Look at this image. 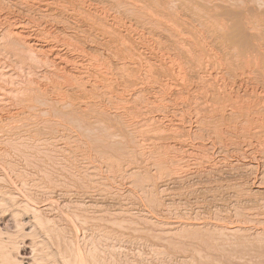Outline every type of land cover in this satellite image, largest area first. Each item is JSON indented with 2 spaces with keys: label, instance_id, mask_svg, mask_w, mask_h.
Listing matches in <instances>:
<instances>
[{
  "label": "rangeland",
  "instance_id": "rangeland-1",
  "mask_svg": "<svg viewBox=\"0 0 264 264\" xmlns=\"http://www.w3.org/2000/svg\"><path fill=\"white\" fill-rule=\"evenodd\" d=\"M3 1L8 2L4 3ZM28 1L23 0L25 6L28 7L25 8V6H21L23 5V3H20L22 2L20 0H17V2L16 0H0L2 4L0 5V20L3 23L2 24L0 22V24H2V26L0 25V27H2L0 28V35H2L6 31L15 30L16 25L13 24V20L15 21L16 19L24 23V30L27 29L26 32L28 31L31 33H28V35L30 34L32 38H36L37 35V40L33 39V42H38L40 43V45L45 43V46L40 47L42 49L39 48L41 51L44 49V51L40 53L42 55L39 54L41 58H39L41 60L39 64L41 63V65L38 64V67H36V65L30 66L31 68H29L32 69L30 74L32 72H35L34 74H36V72H39V75H41H38V77L40 78H38L37 75H30V82L33 83H30L31 85L29 87L33 86V90H35V86L37 84V86H39H36V92L34 91L36 95L35 93L33 94V90H31L32 97L34 95L37 96L38 94H40L39 96H41L42 94L41 97L43 98L46 96L44 98L46 99L50 94H52V92L53 94L50 95L51 98L49 97L47 99L48 101L41 102L40 100V103L38 102L39 100L34 101L33 104L35 103V106L33 105L34 108H31L30 111H28L31 112L29 114L27 113L28 108L25 109L18 104L17 106H15L16 102L15 105L11 104L14 106V110L11 105H7L5 107L7 109H3H9L10 112L8 111L6 114V111L3 110L4 115L2 114V118L5 120L2 119L3 121L1 120V123L2 125H4V123H6L7 121L6 119H8V116H10V114H12L11 118L21 115L19 116V118H22H17L18 121L15 118L13 119L16 120V124L18 125L23 123L21 124L22 126L19 125V129L27 126L26 128H23V130H27L29 127V129L27 130L28 134L26 133V130H15L14 132L21 131V134L20 132L17 134L21 135V137L23 136V134L24 136H29L27 137L28 141L24 140V142L26 141L29 144L31 143L29 147L33 148L30 149L28 147L29 149L27 148V151L37 149V143H40L38 145L40 147V152L41 150H43L44 152V149H47L48 147L51 149V151L55 150L53 152L48 150L49 152L44 153H46L47 155L50 154L49 156H52L53 160L56 161L54 162V164H52L53 162L49 160L47 161L48 156L46 157V155L42 152L45 155L44 158V155L40 154L39 149L37 151L35 150V152H37L36 154L32 150L30 151V156L32 154V156L35 155V157H30V159L32 158L31 161L33 162L34 160H36L34 161V164L36 162L38 163H36V166L40 165L39 160L41 161V164L42 161H44L43 164L45 165H41L39 167L41 169L40 170L36 166L33 167V165H31L33 163L31 162L29 165V169L27 168V165V167L23 169V167H25V164L23 160H20V158L22 159L23 157L19 156L20 158H18L17 154V157L14 154H11L10 158L13 159L11 160L9 157H6V159L8 158V161H5V159L3 160L0 156V160L2 159L3 161H5H0L1 166L2 163H9L11 161L9 163L10 165L4 164V166L7 167V170L4 171L6 168L3 166L4 170L3 167L2 170L4 172L0 171L2 173L1 175L4 174V176L6 177L7 171L8 174L9 172L12 173L13 171L12 175L9 174L8 176L10 177V180L13 177L14 181V183L11 182L8 184L7 182L10 181H8L9 179L6 177V180L3 179L2 181L0 179V182L2 181L1 183H3H0V185L5 189H8L10 185H13L11 189L16 188V190L19 189V191H21V189L25 191L28 188H31L28 189L29 191L27 190V192H25L28 194L33 190L32 192H34V194L32 192L31 193L37 200L34 201V204L39 207H41L42 204H45L46 201L48 202L49 200L51 204L56 201L55 203H58L59 208L62 204V210L58 208L57 204H52L53 206L51 207L53 209L50 207L51 209L48 210H51V214L49 212L50 215L54 214L55 216H58V220H56L57 218H55L57 223L52 225L55 222V220H53L54 222L52 221L51 224L49 222V224H45V227L43 229L41 228L43 231L45 230L44 232L46 233H44L43 235L42 231L41 237H49L48 241H50L51 238V241L53 242L54 239L56 240L57 236L58 241L54 240V242H58L57 244L61 242L59 246L62 247V245H64L67 248L65 249L67 250V256L70 254V252L72 253L71 255H69L70 257L68 256L67 259L66 254H64V246L62 248L56 247L57 245L53 247L52 245H54V242L53 244H50L49 242V246H52H50V249H53L55 251L56 248L58 250L61 248L60 250L62 251L64 258L62 257V253L60 251L58 252L59 254H61L60 256L62 258H60L64 259V262L62 260L60 261V258L57 256V260L59 261V263L63 264L65 263V260H67L66 263H68L70 259L68 264H75L74 260H71L73 258V254L74 257L75 254H78V256L82 257L85 252L91 251L93 253L90 252V255L92 254L94 256L95 253L96 256L94 257L95 259H98V261H100V263L98 262L99 264H102L103 262L105 264H107L108 262L110 264H264V241H262L264 239H260L264 236L262 234L264 233V0H261L260 3V0H68V2H70L72 6L67 2V0H60V2L58 0V3H56L55 6H53V3H55V1L57 0H42L45 3L40 0ZM71 1L74 2L72 3ZM15 2L16 5H14ZM49 2H52V4L50 5V7H46L45 5H48ZM8 3L12 6H16L18 9H16V7L15 9L10 7L11 5L8 6ZM28 3H30L31 5H29ZM261 3H263V5H261ZM57 4H59L60 6ZM32 6H35L36 10L33 9ZM5 7H10V9H12L11 11L13 12H11L9 8L7 9L9 11L8 12ZM60 7H65L63 8L65 11L62 8L60 9ZM72 7H75V9H73ZM21 8L23 11L29 10L28 12L31 15L33 14L34 16L26 17L31 15L27 11L25 13H20L22 12ZM54 8L56 9V12ZM72 9L75 12H72ZM76 10L78 11L77 14ZM45 11L46 13H44ZM51 11L54 13H52ZM41 13L44 14L42 15ZM21 14L23 17L21 16ZM53 14H57L56 20H54L55 15L53 16ZM36 15L42 16H37V19L33 18ZM49 15L53 16V19H51ZM44 16H46L47 22L44 21ZM8 17H10L11 19H9ZM39 17L40 20L42 19V21H37L39 20ZM31 19L36 22H32ZM25 21L27 22L26 25ZM8 22H10L11 27L7 29L8 25L6 26V24H9ZM75 22L77 24H75ZM50 23H52V26L50 25ZM43 25L45 26L40 27ZM4 27L6 28V31ZM46 28H48L47 30L50 29V32L47 31ZM73 29L77 30L72 32ZM45 31L49 32L50 34H47V32ZM74 32L75 36H73ZM39 33H41L42 35ZM43 33H45V36L47 35L46 39L49 37L50 40L48 38V40H46L45 42ZM68 34L71 35H69L71 37V40L69 39ZM39 36L42 37L40 38ZM55 37L57 38V40H55ZM51 38L54 39L52 40ZM65 38H67V42L65 41ZM68 40L71 43H68ZM76 41L79 45L75 44ZM65 42L67 45H65ZM57 43H60L61 45H57ZM55 44L56 46L52 47V45L54 46ZM2 45H4V42ZM47 45L49 46L48 48H50L48 50L45 49ZM71 45L72 47H70ZM75 45L76 47L74 50L73 46ZM1 48L4 49L3 46ZM83 48L85 51L84 53H82ZM63 49L65 50L62 51ZM79 49L81 52L79 51ZM1 50L2 49H0V53H3H1L3 57L0 54V60L3 61L6 58V54L8 55V53L5 50ZM4 51L6 53H4ZM45 51H48V53L46 54ZM56 51L60 54H58ZM66 51L69 53H67ZM54 53L57 54V56L59 55V58L54 55ZM85 53L86 55H84ZM51 54H53L54 56ZM68 55H70V57ZM63 56L64 58H66L64 59ZM11 57H13L11 58V60H15L16 58L14 55H11ZM62 58L64 59V61ZM67 58H70L68 60L69 63L67 61ZM51 59L55 61L51 62ZM5 60H7L8 62L7 58ZM48 61L51 63L48 64L49 67L45 65L48 63ZM59 62L61 66L62 64L64 65L60 67ZM43 63H45V66L43 65ZM76 63L78 65H76ZM16 64L18 70L21 71L18 61L15 63V67ZM81 64L84 65L80 66ZM8 65L9 66L5 64V66H7L5 67V70L14 73L16 70V73H20L17 70V67L15 68L14 66H10V64ZM50 66L51 68L57 67V70L61 71L57 72L55 70L56 68L51 69ZM71 67L76 70H73ZM39 68L41 70H39ZM34 69L36 70L34 71ZM45 70H50L47 73L49 78L51 77L50 79L51 81L53 80V82H51L47 76H43V74L47 75ZM70 70L72 72H70ZM62 71H64L65 74ZM68 71L70 72V74L68 73ZM52 72L54 73L52 74ZM67 73L68 75H66ZM72 73L74 76L72 75ZM86 73L90 74V76ZM77 74L82 76H79ZM91 74L95 76H92L93 78H89L91 77ZM61 75L63 80L60 78ZM42 76L45 78L44 80L41 78ZM78 76L80 77V80L77 79L79 78ZM15 77L19 79L18 77H20V74H17ZM32 77L34 80L32 79ZM58 78L60 83L58 82ZM74 79H77V81L79 80V83L75 81V84L73 81ZM89 79L93 82L92 84ZM60 80H65L67 82H65V84ZM0 82L2 87L5 85V88H7V86L8 88L10 87V84L3 83L1 79ZM61 82L63 84L60 88ZM84 82L87 85L84 84ZM34 83H36L35 86ZM81 83L84 86H82ZM46 84L50 85L49 88ZM54 84L55 88L57 87L56 90H59L58 88H60V90L67 92L64 93L62 91V95L64 93V97L62 95H59L60 90L58 91V96L56 95L58 92L54 90ZM64 84L66 87L64 86ZM14 85L16 86V84ZM69 85L74 89H72ZM90 85H93L92 87H94V89L90 90V88H92ZM95 85H98L99 87ZM79 86H82V88ZM50 87L52 88L51 90H49ZM43 88L45 90L48 89L49 92L48 90L45 91ZM63 88L67 90L65 91ZM83 88H85V90H83ZM37 89L39 91L42 89V93L41 91H37ZM72 91L73 97L76 98V100L78 99L77 101L71 97ZM82 91H84L85 94H83ZM43 92L45 93L43 94ZM46 92H48L49 94ZM86 92H89L87 94V97ZM0 93H2V90L0 91ZM80 93H82L83 95ZM89 94H91V97L89 96ZM55 96L57 98H55ZM62 98H65L66 101H62ZM70 98L72 100H69ZM84 98L86 99V101L84 100ZM79 99L83 100L79 101ZM12 100L11 102L14 101ZM51 100L54 101L52 102ZM55 102L56 104H59L57 106L61 105L62 109L65 106L64 108L67 112L71 111L69 108H71L72 110L76 109L78 112L76 113L77 115L74 113V111H71L72 113H67L69 114L67 115L65 113V109L62 110V113H64L62 114L61 108L59 107L57 109H59L60 112H57L58 110L53 109L54 107H52L56 105L54 104ZM60 102H68V104L66 103L63 106ZM42 103H44L46 107L45 105L43 106ZM75 104H77V108L74 107ZM66 105H69L68 110V106ZM91 105H93V107ZM40 106L43 108V110L45 108V110L43 111ZM71 106H73L75 109ZM78 106L81 108L85 107L87 114L84 113L85 110L83 109L85 108L81 109ZM91 107L93 111H89V114L87 110H91ZM17 108H23L24 111H20L19 109L17 110ZM94 108H96L95 111ZM80 109L81 113L83 112L82 115H80ZM18 111L19 114L17 113ZM22 111L24 112V115H27L28 117L22 115ZM36 111H39V116L37 114H35V116L32 115L34 113H37ZM47 112L48 115L46 114ZM91 112H93V115L96 114V119L93 118L95 116H91ZM41 113L43 115V119L45 118V121H51L52 125H48L49 122L47 123V121L46 123H44L45 121L42 119ZM50 113H53V119L57 118V116H60L62 119L58 117L59 119L57 118L52 121V116ZM59 113L61 114L59 115ZM73 114H75L76 117L79 115L78 118L81 119L79 120L75 118V115L73 116ZM83 114L87 121H92L91 125H89L90 121L89 123L87 121L85 122V119L82 118ZM64 115H67L68 117ZM88 115L91 116V118ZM29 118H31L30 122L28 121ZM102 119L104 122L102 121ZM19 120H21V122ZM34 120H37L38 123H41H39V127L38 123ZM59 120L61 121L59 122ZM94 120L98 121L95 122ZM66 121L69 122L66 123ZM78 121H84L82 122L83 125L87 123L86 127H82V124L76 127L75 122L78 125ZM93 121L98 126H102V124L105 125L107 123V128L106 126H100L98 128V132H96V128L98 126L94 125ZM28 122L29 124H32V127L29 124V126L27 125ZM63 122L66 126L63 124ZM71 122L72 127L68 126L69 123L71 124ZM98 122H100V124ZM33 123H35V129H33ZM54 123H58V125H55ZM24 124L26 125L23 126ZM59 124L60 127H58ZM46 125H48V128H50L51 131L46 128ZM63 125L65 127L68 126L72 133L69 129H67L68 127L65 128ZM88 125L93 127L95 126V130L93 127L87 130L86 128H90L88 127ZM41 126L45 127L44 130H40ZM74 126L76 129L73 128ZM178 126L179 128H176ZM78 127L81 129L85 128L86 131L82 130L83 133H80L81 129L77 130ZM37 128H39V132ZM60 128L63 131L60 130ZM100 128H104V131H101ZM45 129H47V131ZM42 131H45L44 133H47L44 134ZM60 131L65 133H61ZM77 131L80 132L78 133ZM88 131H92L94 134L90 136L91 138L88 136ZM29 132L31 135L29 134ZM40 132H42V135L40 134ZM84 132H86L87 135ZM195 132L197 134H195ZM32 133H34V135L37 133L35 135L36 138H34V135ZM48 133L49 136H47ZM38 134L40 135V137L38 136ZM74 134L76 137L74 136ZM79 134H81L83 138H80L81 135ZM84 134L85 136H88L89 139H87V137H84ZM95 134H98L96 135V139ZM59 135L61 139H59ZM67 135H70L71 139L72 137L74 138L71 140ZM37 136L41 140L43 136V139L45 138V141L43 140L44 142L41 141V143L39 139L38 142H34L33 140L38 139ZM65 136H67L66 142H64L65 139L62 140V138H65ZM93 136L94 139H92ZM77 137L80 138L81 141H79ZM47 138L48 140H46ZM49 139H51L52 141ZM59 140H62L63 142H60H62L63 144L65 143L64 146L62 143L58 142ZM84 140H89L87 142L88 144L89 142L91 144V142L98 143L99 141L105 146L102 145L103 147L101 146V148L100 146L94 147V150L93 146L91 148V145L89 144V146L88 144H86ZM92 140L95 141L93 142ZM67 141L68 143L70 142V145L67 143ZM33 142L35 144H33ZM71 142H74L76 145ZM79 142L80 145L77 146V143L79 144ZM48 143L50 144L48 145V147H46ZM101 143L98 144L100 145ZM121 143L123 146H118L120 148L119 149L116 145H121ZM98 144H96L95 146H97ZM2 145L3 147H6L4 143H0V147H2ZM32 145H35L36 148L34 149V146ZM73 145H75L80 150L82 155L85 150L84 155H89V158H86L87 155H85L86 157H82L81 159L80 157L82 155L80 152H78L77 148H75L77 152H70L72 151V148L70 149V146L73 147ZM110 145L111 147H109ZM55 146L56 148L60 149H63L65 146L66 147L61 150L62 152H59L60 149H55ZM79 146L83 147L80 148ZM114 146H116V149H114ZM84 147H86L87 150L84 149ZM6 148L8 149V147ZM65 149L66 151H70L63 153ZM81 149L84 150L81 151ZM117 149H119L120 151H118ZM88 151H90V154H88ZM68 153L69 155L74 154L70 155L73 157L75 156L74 160L73 157L70 158V156H67ZM37 154L40 156H38ZM36 155L37 157L43 156V158L37 160L38 158H36ZM77 155L78 157H76ZM54 156L61 157L56 159V157ZM15 157L18 159H16ZM62 157L64 160L61 159ZM84 159L86 160V163L80 162V160L84 161ZM14 160L16 161L14 162ZM17 160L20 162H17ZM57 160L58 162H60V165ZM19 163H23L21 164L22 166ZM88 163H90V166L87 165ZM11 164H14L16 166L14 170H17V173L19 168L22 169L19 170V173L21 175L22 172L24 175V172L28 170L26 172V176L28 172L31 173V175L33 173V176L30 177V174L28 175V178L30 180L25 176L23 177H25L26 179L23 178L21 175H18L19 173L17 174L13 169H11L14 165H12V167L10 168ZM46 164L50 166V169H47L48 167H45L47 166ZM61 164H63V167L61 166ZM93 165H95L96 167ZM41 167L45 168L46 173H48V170H51L49 172H53V174L57 178H51V175H49L51 173L44 175H47L45 177L46 179L43 178V174L45 171H43L42 174L41 172L43 168ZM36 168H38V170ZM80 168H82V170L85 168L88 173L91 172L93 174V179L88 176L89 174L85 171V169L83 170V174L85 171V173H87L88 175L84 174L87 177L82 176L83 174L81 173L82 171ZM89 169H91V171ZM93 169H95V172ZM73 172V178L76 180L70 177ZM34 173H38V175L36 176V174ZM4 176L2 177L4 178ZM16 176L19 177L17 178ZM75 176L77 178H75ZM32 177L36 180V182H38L37 186H35L37 184L35 182V185L34 183L32 184ZM36 177L37 179L38 177L40 179L37 180ZM78 177H83L81 178L83 179V181L80 179L79 182H77V179H79ZM84 177L87 179H85ZM22 178L24 179V181ZM33 178L32 180H34ZM58 178H62V180L60 181ZM63 178H66L65 181L63 180ZM41 179L42 181L40 182L39 180ZM67 179H71L69 183ZM85 180L89 181L88 183L90 185L92 183V185L90 186L89 184H86L87 181L85 182ZM58 181H60L63 185ZM71 181L75 184H73ZM80 181L85 182V184L82 185H89V188L88 186L87 189L85 188L86 186H82L83 188L80 187ZM19 182L24 187H21L19 185ZM24 182H26L25 185ZM63 182H67L69 187L71 184V187L73 189L71 187L70 188L72 189L73 194L76 192L78 193V195L71 194V189L67 184H64ZM27 183L30 185L32 184V187H36L37 189L32 188L31 186L27 185ZM56 183L58 184L55 185ZM5 184L7 187H5ZM59 184L61 185L60 187H62V189H60ZM15 185L17 187H15ZM26 185L29 187L23 189L27 187ZM72 185H76V188L78 189H76L75 186ZM77 185H79V187H77ZM39 186H41L42 188L39 189ZM66 186L68 187V190L65 189ZM89 189H92L91 193H89V195L91 194V197L87 194V190ZM83 190L85 193H83ZM53 191L55 192L52 194ZM57 191H59V193H57ZM69 191V196L71 198L68 196ZM80 192L81 196H86H84V200L83 198H81ZM64 193L68 194L65 195ZM53 195L56 196L53 197ZM64 195L68 196V198ZM59 196H61L60 198H62V200L59 198ZM55 198L56 200H54ZM85 198L86 200L89 198L90 199L85 201ZM63 199L66 201V205H63V203L65 202ZM76 199H78L79 201H77ZM57 200L59 202H57ZM70 200H76L77 202L73 201L71 203ZM68 203L71 204L70 207L74 206L76 208L71 207V211L69 210V208L66 209L68 207L67 205H69ZM73 203H75V205H72ZM87 203H89V205L91 204V206L94 204V207L92 206L94 210L92 209V207H89ZM82 204H84L85 207ZM76 205L78 207L80 205L81 206L79 207V209H77ZM86 207L88 209L84 216H87V218L81 215L86 211ZM56 208L58 209V211H54V209ZM72 208L74 209L73 213L75 214H71L73 211ZM75 209L77 211H80L79 215L84 217L83 219H87L89 221L86 222L85 220L81 219V217L78 218L79 215L77 214V211ZM121 209H123L124 213ZM89 210L90 212H88ZM61 212H64L65 214L69 212V217L65 216L64 213ZM120 212H122L123 214H120ZM87 213L89 215H92L91 221L90 219H88L91 218V215L88 217V215H86ZM61 214L63 216H61ZM71 215L76 216L74 218ZM93 216H96L97 218H93ZM61 217L63 218L61 219ZM72 217L74 221L77 222V225L78 223H83L84 221L87 224L85 225V223H80L77 228L76 222H73ZM68 218L71 219L75 225L71 224L72 222ZM77 218L78 220H76ZM79 219H81L82 221H80ZM259 220L261 221L260 223ZM60 221L62 223H60ZM69 221L71 222L70 224L73 225H70L72 228L69 225H66L69 224ZM198 221L200 222V224ZM89 222H92V224L90 225ZM175 222L178 223L179 226L175 224ZM179 222L183 223L181 224ZM167 223H170V225L172 223V225H174L175 227H172V225L169 226ZM56 224L60 226L61 229H59L60 231L63 230L62 232L59 231V226ZM88 224L91 227H89ZM195 224L200 226H194ZM211 224L213 225V227ZM51 225L53 226L52 228H54L55 231L51 229ZM62 225L65 226V228ZM81 225H84V227ZM165 225L169 226L167 227L168 229ZM188 225L191 227L188 228ZM47 226L49 229H45ZM74 226H76L75 230L78 229L77 231H79L78 235L74 233ZM87 226L90 229H88ZM214 226L217 227L214 228ZM231 226L232 228H234V230H232L230 233L228 227ZM245 227H247L248 231L242 230ZM13 228V231L10 230L11 233L10 231H8L7 233L8 235H11L12 239L5 232L3 233L4 235L2 234V237L0 235L2 240L6 237L5 234L7 235L6 239L8 238L7 240H3L4 243L2 244L3 246L0 245V251H3V247L4 251L10 249L12 250L11 252L14 251V253H16L15 251L18 250V248H12L11 244H13L14 242V247L18 242L19 245H17L20 246L22 241H20V239H22L20 237L22 236H20V233L16 232L18 228H14L15 230ZM56 228L58 229V231ZM68 228H70L69 231ZM224 228H227L229 232L227 230V232H225V230H223ZM238 228L239 231L236 232ZM82 229L85 230L82 231ZM249 230L253 231L250 232ZM14 231L15 233H13ZM70 231L73 233H70ZM85 231H87L88 234H85L87 233ZM254 231L256 233V237L257 235H259V239L255 238V236L253 237V235L255 234ZM52 232H54L53 235H51ZM59 232L61 235L60 237L63 238V236L66 235L64 237L65 239H67L65 240L63 238V240L62 238H59ZM63 232H68V235L64 234ZM14 234L15 236H13ZM39 235L40 234L28 237L36 244V242L39 241ZM69 237L77 238L76 240L75 238L74 240L72 238V241L70 239L71 243L75 241V244L72 243L73 246L78 245V247L74 248V251L76 249L77 253L72 252V246L69 247L70 241H67ZM16 238H18V241ZM9 240L12 242L10 244L11 246L9 245ZM65 241L68 242V244H66ZM6 245L10 246V248L6 249ZM17 245L15 247H18ZM44 249L43 251L47 250V248ZM79 249L83 250H81L82 253L78 252L80 251ZM58 252L56 253L57 255H59ZM79 253L83 255H79ZM86 254L85 257L88 256L87 259H89L90 255ZM92 255L90 257L91 261L94 258ZM85 257L83 259V263L86 260L84 264H87V259ZM90 259L88 260V262L91 264ZM71 261H73V263ZM96 261H92L94 262L92 264H96ZM105 261H107V263Z\"/></svg>",
  "mask_w": 264,
  "mask_h": 264
},
{
  "label": "bare ground",
  "instance_id": "bare-ground-1",
  "mask_svg": "<svg viewBox=\"0 0 264 264\" xmlns=\"http://www.w3.org/2000/svg\"><path fill=\"white\" fill-rule=\"evenodd\" d=\"M13 1H15V0H13ZM20 1H22V2H20V3H23V0H20ZM25 1H26V0H25ZM27 1H28V0H27ZM31 1H32V0H31ZM31 1H30V3H31ZM34 1H35V0H34ZM37 1H38V0H37ZM40 1H42V0H40ZM51 1H52V0H51ZM54 1H55V0H54ZM262 1H263V0H262ZM3 2H4V1H3ZM7 2H8V1H5L4 3H7ZM10 2H11V1H10ZM10 2H9V3H10ZM16 2H17V0H16ZM16 2H15L14 5H16ZM28 2H29V1H28ZM42 2H44V1H42ZM59 2H60V0H59ZM67 2H68V0H67ZM71 2H72V1H71ZM73 2H74V1H73ZM73 2H72V3H73ZM260 2H261V0L259 1V3H260ZM263 2H264V1H263ZM9 3H8V6L11 5V4H9ZM30 3H28V4L31 5ZM34 3H35V2H34ZM36 3H37V2H36ZM38 3H39V2H38ZM44 3H45V2H44ZM44 3H43V4H44ZM56 3H58V0L55 1V3H53V4H54L53 6H55ZM68 3H70V2H68ZM68 3H67V4H68ZM18 4H19V1H18ZM47 4H48V3H47ZM51 4H52V2H49V4H48V5H45V6H46V7H48V6L50 7ZM60 4H61V3H60ZM63 4H64V3H63ZM63 4H62V5H63ZM0 5H2L1 2H0ZM3 5H4V4H3ZM14 5H13V6H14ZM26 5H27V4H26ZM29 5H28V6H29ZM34 5H35V4H34ZM57 5H59V4H57ZM70 5H71V3H70ZM261 5H263V3H261ZM5 6H7V5H5ZM13 6L11 5L10 7H12V8L15 9L16 6H14V7H13ZM21 6H25V4L23 3V5H21ZM21 6H19V7H21ZM59 6H60V5H59ZM63 6H64V5H63ZM71 6H72V5H71ZM71 6H70V7H71ZM10 7H5V8H6V10H7L8 8L10 9ZM29 7H30V6H29ZM32 7H33V9H35V6H32ZM41 7H42V6H41ZM65 7H66V6H65ZM65 7H63V8H65ZM263 7H264V5H263ZM3 8H4V6H3ZM25 8H28V7L25 6ZM37 8H38V6H37ZM42 8H43V7H42ZM58 8H59V7H58ZM61 8H62V7H60V9H61ZM63 8H62V9H63ZM72 8L75 9V7H72ZM16 9H18V8L16 7ZM29 9H31V8H29ZM44 9H45V8H44ZM44 9H43V10H44ZM54 9H55V8H54ZM68 9H69V8H68ZM73 9H72V12L74 11ZM2 10H3V9H2ZM11 10H12V9H10V11H11ZM21 10H22V8H21ZM35 10H36V9H35ZM47 10H48V9H47ZM50 10H51V9H50ZM58 10H59V9H58ZM58 10H57V11H58ZM63 10H64V9H63ZM78 10H79V9H78ZM4 11H5V10H4ZM7 11H8V10H7ZM14 11H15V10H14ZM26 11L28 12L29 10H26ZM26 11H23V10H22V12H20V13H23V12L25 13ZM38 11H40V10H38ZM60 11H61V10H60ZM64 11H65V10H64ZM76 11H77V10H76ZM0 12H1V10H0ZM2 12H3V11H2ZM8 12H9V11H8ZM11 12H13V11H11ZM30 12H31V11H30ZM33 12H34V10H33ZM51 12H52V11H51ZM55 12H56V9H55ZM74 12H75V11H74ZM5 13H7V12H5ZM16 13H17V12H16ZM16 13H14V14H16ZM20 13H19V14H20ZM28 13H29V12H28ZM44 13H46V11H45ZM44 13H41V14L43 15ZM49 13H50V11H49ZM49 13H48V14H49ZM52 13H54V12H52ZM77 13H78V11L76 12V14H77ZM19 14H18V15H19ZM29 14H30V13H29ZM34 14H35V13H34ZM36 14H38V13H36ZM63 14H64V12H63ZM26 15H27V13H26ZM30 15H31V14H30ZM42 15H36V16L33 17V18L37 19V18H36L37 16H42ZM45 15H46V14H45ZM54 15H55V14H53V16H54ZM58 15H59V14H58ZM67 15H68V14H67ZM6 16H7V14H6ZM6 16H5V17H6ZM21 16H22V14H21ZM32 16H34V15L32 14L31 16H26V17H32ZM47 16H48V15H47ZM53 16H50V15H49V17H51V19H53ZM56 16H57V14L54 16V17H55L54 20H56V18H57ZM22 17H23V16H22ZM44 17H45V20H44V18H43V20L47 22V20H46V16H44ZM58 17H59V16H58ZM3 18H4V17H3ZM8 18L11 19L10 17H8ZM14 18H15V17H14ZM14 18H13V19H14ZM24 18H25V17H24ZM41 18H42V17H41ZM73 18H74V17H73ZM0 19H1V18H0ZM9 19H8V20H9ZM13 19H12V20H13ZM38 19H39V20H37V21H42V19L40 20V17H39ZM48 19H49V18H48ZM20 20H21V19H20ZM31 20H32V22H36V21H33V19H31ZM4 21H5V20H4ZM4 21H3V22H4ZM26 21H27V20H26ZM26 21H25V22H26ZM48 21H49V20H48ZM0 22L2 23L1 20H0ZM27 22H28V21H27ZM27 22L25 23V25L27 24ZM32 22H30V23H32ZM50 22H51V21H50ZM61 22H62V21H61ZM6 23H7V22H6ZM8 23H9V24H6V26L8 25L7 29H8L9 27H11V26H10V22H8ZM16 23H17V24H16ZM38 23H39V22H38ZM2 24H3V23H2ZM2 24H0V25L2 26ZM11 24H12V23H11ZM13 24L16 25V26H15V30H17V31H15V30L6 31V28L4 27L6 32H4L2 35H0V49H2L1 51L5 50V51L8 53V55L6 54V58L8 59V62H9V63H8L7 60H5L6 58H5L4 60L2 59L3 61L0 60V61L2 62V63L0 62V63H1V64H0V69H2V70H0V79H1V81H3V83H5V84L8 83V84H10V87H9V88H8V86H7V88H5V86H6L5 84H4L5 86H3V87H2V85L0 84V88H1V90H2V93H0V123H1V120L3 119V118H2L3 110L6 111V114H7V112L9 111V109H8V110H5V109H7V108H5L7 105H11V104H14V105H15V102H16V105H15V106H17V104H18V105H20L21 107H24L25 109L28 108L27 113L29 114V113H31V112H28V111H30V109H31V108H34V106H35V105H34L35 103L33 104L34 101H38V100H39V101H38L39 103H40V100H41V102L48 101L47 99L50 97V95L53 94V92H52V94H50L46 99H44L46 96L42 98V97H41L42 94H41V96H39L40 94H38L37 96H35V95H36V93H35L36 91H35V90H36V86H37L38 84L36 85V83H34V86L36 85V86H35V90H33V86L29 87V86L33 83V82H32V83L30 82V79H29V78H30L31 76H33V75H37V77H38V75H39V72H38V73L36 72V74H34L35 72H32V73L30 74V72H31L32 69H29V68H31L30 66H36V65H37L36 67H38L39 65H41V63L39 64V62H41V60H40L41 58H40L39 54H40L41 52H43L44 49L41 51L40 49H42V48H40V47L45 46V43L43 42L44 44H41V45H40V43H38V42H33V39L37 40V39H36V38H37V35H36V38H35V37L32 38V37L30 36L31 33L28 32V31L26 32L27 29L24 30V26H23L24 23H22L21 21L15 19V21L13 20ZM13 24H12V25H13ZM28 24H29V23H28ZM32 24H34V23H32ZM40 24H43V23H40ZM40 24H39V25H40ZM51 24H52V23H50V25H51ZM75 24H77V23L75 22ZM4 25H5V24H4ZM36 25H37V24H36ZM36 25H35V26H36ZM47 25H48V24H47ZM53 25H54V24H53ZM28 26H29V25H28ZM28 26H26V27H28ZM44 26H45V25L40 26V27H44ZM48 26H49V25H48ZM51 26H52V25H51ZM51 26H50V27H51ZM40 27H39V28H40ZM0 28H2V27H0ZM56 28H59V27H56ZM35 29H36V28H35ZM43 29H44V28H43ZM47 29H48V28H46V30H47ZM3 30H4V29H3ZM3 30H2V31H3ZM31 30H32V29H31ZM33 30H34V29H33ZM38 30H39V29H38ZM41 30H42V29H41ZM49 30H50V29H49ZM49 30H47V31H49ZM54 30H55V29H54ZM75 30H77V29H75ZM75 30L73 29L72 32L75 31ZM36 31H37V30H36ZM36 31H35V32H36ZM47 31H45V32H47ZM55 31H56V30H55ZM49 32H50V31H49ZM49 32H47V34H48ZM57 32H58V31H57ZM61 32H62V31H61ZM76 32H77V31H76ZM28 33H30V34L28 35ZM53 33H54V32H53ZM58 33H59V32H58ZM58 33H57V34H58ZM69 33H70V32H69ZM39 34H41V33H39ZM43 34H44L43 37H45V40H44V41L46 42V40H48L49 37L46 39V36H47V35L45 36V33H43ZM49 34H50V33H49ZM51 34H52V33H51ZM61 34H64V33H61ZM66 34H67V33H66ZM41 35H42V34H41ZM59 35H60V34H59ZM59 35H58V36H59ZM69 35H70V34H68V36H69ZM72 35H73V33H72ZM48 36H49V35H48ZM56 36H57V35H56ZM61 36H63V35H61ZM70 36H71V35H70ZM70 36H69V39L71 38ZM73 36H75V32H74V35H73ZM73 36H72V37H73ZM39 37L41 38L42 36H39ZM39 37H38V38H39ZM51 37H52V35H51ZM66 37H67V35H66ZM55 38H56V37H55ZM60 38H61V37H60ZM75 38H76V37H75ZM75 38H74V39H75ZM51 39H52V38H51ZM53 39H54V38H53ZM53 39H52V40H53ZM58 39H59V37H58ZM74 39H73V40H74ZM49 40H50V38H49ZM55 40H57V38H56ZM60 40H61V39H60ZM63 40H64V39H63ZM66 40H67V38H65V41H66ZM70 40H71V39H70ZM77 40H78V39H77ZM3 42H4V45H2ZM48 42H49V41H48ZM55 42H56V41H55ZM60 42H61V41H60ZM66 42H67V41H66ZM66 42H65V45H67ZM69 42H70V41L68 40V43H69ZM72 42H73V41H72ZM41 43H42V42H41ZM49 43H50V42H49ZM63 43H64V41H63ZM70 43H71V42H70ZM73 43H74V42H73ZM5 44H6V45H5ZM58 44H60V43H57V45H58ZM75 44H78L77 41L75 42ZM60 45H61V44H60ZM63 45H64V44H63ZM63 45H62V47H63ZM69 45H70V44H69ZM78 45H79V44H78ZM2 46L4 47V49L1 48ZM55 46H56V44H55L54 46L52 45V47H55ZM8 47H9V48H8ZM48 47H49V46L47 45V47H45V49H47V50L50 49V48H48ZM64 47H65V46H64ZM68 47H69V46H68ZM70 47H72V45H71ZM73 47H74V50H75L76 45L73 46ZM39 48H40V49H39ZM58 48H59V47H58ZM79 48H80V47H79ZM81 48H82V47H81ZM51 49H53V48H51ZM54 49H55V48H54ZM60 49H61V48H60ZM67 49H68V48H67ZM77 49H78V48H77ZM77 49H76V50H77ZM64 50H65V49H63L62 51H64ZM68 50H69V49H68ZM72 50H73V49H72ZM5 51H4V53H6ZM79 51H80V49H79ZM51 52H52V51H51ZM56 52H57V51H56ZM66 52H67V51H66ZM80 52H81V51H80ZM84 52H85V51H84V48H83V49H82V53H84ZM1 53H2V52H1ZM1 53H0V54H1ZM45 53L47 54L48 51H47V52L45 51ZM49 53H50V52H49ZM57 53H58V52H57ZM67 53H69V52H67ZM75 53H76V52H75ZM2 54H3V53H2ZM2 54H1V55H2ZM58 54H60V53H58ZM71 54H72V53H71ZM11 55H14V56L16 57V58L14 57L15 60H11V58H13V57H11ZM40 55H42V54H40ZM49 55H50V54H49ZM51 55H53V54H51ZM54 55L57 56V54H55V53H54ZM54 55H53V56H54ZM84 55H86V53H85ZM84 55H83V56H84ZM43 56H44V55H43ZM45 56H46V55H45ZM53 56H52V57H53ZM58 56H59V55H58ZM58 56H57V57H58ZM61 56H62V55H61ZM61 56H60V57H61ZM64 56H65V55H64ZM64 56H63V58H64ZM68 56L70 57V55H68ZM74 56H75V55H74ZM2 57H3V55H2ZM52 57H51V58H52ZM88 57H89V56H88ZM39 58H40V59H39ZM42 58H43V57H42ZM58 58H59V57H58ZM63 58H62V59H63ZM65 58H66V57H65ZM65 58H64V59H65ZM74 58H75V57H74ZM79 58H80V57H79ZM86 58H87V57H86ZM0 59H1V58H0ZM43 59H44V58H43ZM45 59H46V57H45ZM47 59H48V58H47ZM62 59H60V60H62ZM64 59H63V61H64ZM69 59H70V58H67V61H68ZM48 60H49V59H48ZM71 60H72V59H71ZM71 60H70V62H71ZM74 60H75V59H74ZM76 60H77V59H76ZM81 60H82V59H81ZM17 61H18L19 64H20V66H19V65H18V66H19V68L21 69V71L18 70L17 64H16V67H17V70H18L20 73H18V72L16 73V70H15V73H14V72H11V71H8V70H5V67L9 66L8 64H10V66H14L15 63H16ZM42 61H43V60H42ZM44 61H45V60H44ZM46 61H47V60H46ZM54 61H55V60H54ZM54 61H53V59H51V62H54ZM58 61H59V59H58ZM65 62H66V61H65ZM7 63H8V64H7ZM49 63H50V62L48 61L47 64L43 63V65L45 64L46 66H48ZM68 63H69V61H68ZM81 63H82V62H81ZM5 64H6L7 66H5ZM38 64H39V65H38ZM50 64H51V63H50ZM57 64H58V63H57ZM65 64H66V63H65ZM72 64H73V61H72ZM74 64H75V63H74ZM79 64H80V63H79ZM1 65H2V66H1ZM43 65H42V68H43ZM45 65H44V66H45ZM55 65H56V64H55ZM63 65H64V64H62V66H63ZM70 65H71V64H70ZM70 65H69V67H70ZM76 65H78V64L76 63ZM83 65H84V64H83ZM83 65L81 64L80 66H83ZM59 66L62 67V66L60 65V62H59ZM14 67H15V66H14ZM14 67H13V68H14ZM16 67H15V68H16ZM48 67H49V66H48ZM34 68H35V67H34ZM40 68H41V67H40ZM40 68H39V70H41ZM50 68H51V66H50ZM52 68H53V69L56 68L55 70H56L57 72H58V71H61V70H57V67H52ZM52 68H51V69H52ZM64 68H65V67H64ZM64 68H63V69H64ZM71 68H72L73 70H76V69H74L73 67H71ZM75 68H77V67H75ZM78 68H79V67H78ZM3 69H4V70H3ZM8 69H9V67H8ZM36 69H38V68H36ZM36 69H34V71H35ZM45 69H46V68H45ZM58 69H59V68H58ZM69 69H70V68H69ZM79 69H80V68H79ZM79 69H78V70H79ZM82 69H83V67H82ZM12 70H13V69H12ZM27 70H30V71H27ZM42 70H43V69H42ZM64 70H65V69H64ZM84 70H85V69H84ZM45 71H46V70H45ZM49 71H50V70H49ZM49 71H46V73L49 72ZM56 71H55V72H56ZM85 71H86V70H85ZM62 72L65 74L64 71H62ZM66 72H67V71H66ZM70 72H72V71L70 70ZM70 72L68 71L69 74H70ZM82 72H83V71H82ZM88 72H89V71H88ZM42 73H43V72H42ZM44 73H45V72H44ZM46 73H45V74H46ZM53 73H54V72H52V74H53ZM68 73H67L66 75H68ZM76 73H78V72H76ZM83 73H84V72H83ZM83 73H82V74H83ZM89 73H90V72H89ZM96 73H97V72H96ZM17 74H20V77H18L19 79H17V77H15ZM64 74H62V75H64ZM74 74H75V73H74ZM86 74L90 76V74H88V73H86ZM14 75H15V76H14ZM23 75H24V76H23ZM30 75H31V76H30ZM40 75H41V74H40ZM40 75H39V76H40ZM49 75H51V74H49ZM54 75H55V74H54ZM54 75H52V76H54ZM62 75L60 76V78L63 80ZM72 75H73V73H72ZM77 75H79V74H77ZM97 75H98V74H97ZM22 76H23V77H22ZM43 76H44V77L47 76V77L49 78L48 73H47V75H44V74H43ZM43 76H42L41 78L44 80L45 78H44ZM73 76H74V75H73ZM79 76H82V75H79ZM79 76H78V77H79ZM89 76H88V77H89ZM92 76H95V75L91 74V77H89V78H93ZM34 77H35V76H34ZM38 78H40V77H38ZM50 78H51V77H50ZM50 78H49V79H50ZM56 78H57V76H56ZM65 78H67V77H65ZM73 78H76V77H73ZM85 78H86V77H85ZM85 78H84V79H85ZM95 78H96V77H95ZM103 78H104V77H103ZM32 79H33V77H32ZM46 79H47V78H46ZM67 79H69V78H67ZM70 79H71V78H70ZM77 79L80 80V77L77 78ZM77 79H74V80H73L75 84H76L75 81H77ZM84 79H83V80H84ZM33 80H34V79H33ZM37 80H38V79H37ZM55 80H57V79H55ZM62 80H60V81H62ZM65 80H66V79H65ZM65 80L62 81V82H64V83L67 82V81H65ZM79 80L77 81L78 83H79ZM85 80H86V79H85ZM95 80H96V79H95ZM35 81H36V80H35ZM35 81H34V82H35ZM50 81H51V79H50ZM70 81H71V80H70ZM87 81H88V79H87ZM87 81H86V83H87ZM89 81H90V79H89ZM93 81H94V79H93ZM51 82H53V80H52ZM54 82H55V81H54ZM58 82H59V78H58ZM62 82H61V86H60V85H56V86H60V88H61V87H62V84H63ZM80 82H81V81H80ZM90 82H91V84L93 83L92 81H90ZM90 82H88V83H90ZM96 82H97V81H96ZM0 83H1V82H0ZM3 83H2V84H3ZM30 83H31V84H30ZM37 83H38V82H37ZM42 83H43V82H42ZM46 83H47V82H46ZM59 83H60V82H59ZM72 83H73V82H72ZM78 83H77V84H78ZM82 83H83V81H82ZM82 83H81V84H82ZM86 83L84 82V84H86ZM94 83H95V82H94ZM8 84H7V85H8ZM14 84H16V86H15ZM44 84H45V82H44ZM56 84H57V83H56ZM65 84H66V83H65ZM65 84H64V86H65ZM13 85H14V86H13ZM40 85H41V84H40ZM46 85H47V84H46ZM46 85H45V86H46ZM52 85H53V84H52ZM79 85H80V84H79ZM86 85H87V84H86ZM88 85H89V84H88ZM47 86H48V88H49L50 85L48 84ZM69 86H70V85H69ZM69 86H67V87H69ZM76 86H77V85H76ZM82 86H84V85L82 84ZM82 86H79V87L82 88ZM90 86L92 87L93 85H90ZM95 86L99 87L98 85H95ZM37 87H39V86H37ZM42 87H43V86H42ZM42 87H41V88H42ZM65 87H66V86H65ZM70 87L72 88V86H70ZM73 87H74V86H73ZM79 87H77V88H79ZM31 88H32V89H31ZM54 88H55V84H54ZM56 88H57V87H56ZM56 88H55L54 90H56ZM60 88H58V89L60 90ZM71 88H70V89H71ZM77 88H76V89H77ZM89 88H90V87H89ZM39 89H40V88H39ZM43 89H44V88H43ZM51 89H52V88L50 87L49 90H51ZM63 89H64V88H63ZM72 89H74V88H72ZM76 89H75V90H76ZM87 89H88V88H87ZM92 89H94V87L90 88V90H92ZM1 90H0V91H1ZM31 90H33V91H32L33 94L35 93V95H34L33 97L31 96V95H32ZM44 90H45V89H44ZM46 90H48V89H46ZM46 90H45V91H46ZM49 90H48V92H49ZM59 90H56V91L58 92ZM64 90H65V89H64ZM66 90H67V89H66ZM66 90H65V91H66ZM75 90H74V91H75ZM81 90H82V89H81ZM83 90H85V88H83ZM88 90H89V89H88ZM95 90H96V89H95ZM3 91H4V92H3ZM34 91H35V92H34ZM37 91H39V90L37 89ZM40 91H41V93H42L43 90L41 89ZM40 91H39V92H40ZM52 91H53V90H52ZM62 91H63V90H60V91H59L60 94H59V92H58L56 95H57V96H58V94H59V95H62ZM68 91H69V89H68ZM48 92H46V93H48ZM63 92H64V91H63ZM82 92H83V94H85L84 91H82ZM89 92H90V91H89ZM89 92H88V93H89ZM92 92H94V91H92ZM92 92H91V93H92ZM44 93H45V92H43V94H44ZM64 93H67V92H64ZM64 93H63V95H62L63 97H64ZM77 93H78V92H77ZM77 93H76V94H77ZM88 93L86 92V97H87V94H88ZM48 94H49V93H48ZM69 94H70V93H69ZM69 94H68V95H69ZM74 94H75V92H74ZM80 94H82V93H80ZM83 94H82V95H83ZM54 95H55V93H54ZM66 96H67V95H66ZM70 96H71V95H70ZM70 96H68V97H70ZM75 96H77V95H75ZM84 96H85V95H84ZM89 96L91 97V94H89ZM68 97H67V98H68ZM71 97L74 98V97H73V91H72V96H71ZM11 98H12L14 101H13ZM50 98H51V97H50ZM55 98H57V97L55 96ZM59 98H60V96H59ZM78 98H80V97H78ZM81 98H82V96H81ZM94 98H95V96H94ZM53 99H54V96H53ZM74 99L76 100V98H74ZM11 100H12L13 102H11ZM59 100H60V99H59ZM61 100L63 101V100H65V98H64V99L62 98ZM69 100H72V99L70 98ZM75 100H74V101H75ZM77 100H78V99H77ZM77 100H76V101H77ZM80 100H81V99H79V101H80ZM82 100H83V99H82ZM82 100H81V101H82ZM84 100L86 101L85 98H84ZM91 100H92V99H91ZM49 101H50V99H49ZM51 101L53 102L54 100H51ZM55 101H56V100H55ZM65 101H66V100H65ZM65 101H64V102H65ZM74 101H73V102H74ZM85 101H84V102H85ZM56 102H57V101H56ZM56 102H55L54 104H56ZM68 102H69V101H68ZM68 102H66V103L68 104ZM70 102H71V101H70ZM73 102H72V103H73ZM90 102H92V101H90ZM93 102H94V101H93ZM46 103H47V102H46ZM49 103H50V102H49ZM49 103H48V105H49ZM57 103H58V102H57ZM60 103H62V102H60ZM66 103H62V105L64 106V104H66ZM75 103H76V102H75ZM80 103H81V102H80ZM88 103H89V102H88ZM42 104H43V106L45 105L44 103H42ZM54 104H52V105H54ZM70 104H71V103H70ZM78 104H79V103H78ZM86 104H87V103H86ZM86 104H85V105H86ZM89 104H90V103H89ZM33 105H34V106H33ZM38 105H39V104H38ZM57 105H59V104H56V105H55L56 108H55V106H52V107H54L53 109H57V108L59 107V108H61V113H62V112H63L62 110L65 109V108H64L65 106H64L63 109H62V106H61V105H60L61 107H60V106H57ZM71 105H72V104H71ZM79 105H80V104H79ZM81 105H82V104H81ZM93 105H94V104H93ZM93 105H91V106L93 107ZM66 106H68V107H67V110H68L69 105H66ZM82 106H83V105H82ZM87 106H88V105H87ZM94 106H95V105H94ZM11 107L13 108L14 106L11 105ZM18 107H19V106H18ZM40 107H41V106H40ZM45 107H46V105H45ZM47 107H48V106H47ZM49 107H50V105H49ZM71 107H73V106H71ZM74 107L77 108V104H75ZM74 107H73V108H74ZM78 107H79V106H78ZM92 107H91V110H89V109L87 108V109H88L87 112H88L89 114H90L89 111H93V110H92ZM3 108H5V109H3ZM9 108H10V106H9ZM37 108H38V106H37ZM37 108H35V109H37ZM41 108H42V107H41ZM75 108H74V109H75ZM79 108H81V107H79ZM83 108H85V107H82L81 109H83ZM15 109H16V108H15ZM18 109H19L20 111L23 110V108H21V109H20V108H17V110H18ZM69 109H70L71 111H74L75 114L78 113L76 109H75L76 111H75V110H72L71 108H69ZM81 109L79 110L80 113H81ZM95 109H96V108H94V111H95ZM13 110H14V108H13ZM13 110H11V111H13ZM17 110H16V111H17ZM37 110H39V109H37ZM42 110H43V108H42ZM44 110H45V108H44ZM44 110H43V111H44ZM47 110H48V109H47ZM51 110H52V108H51ZM57 110H58L57 112H60L59 109H57ZM83 110H85L84 113H86V108L83 109ZM23 111H24V110H23ZM23 111H22V112H23ZM31 111H32V110H31ZM65 111H66V109H65ZM65 111H64V112H65ZM71 111H70V112H71ZM105 111H106V110H105ZM105 111H103V112H105ZM9 112H10V111H9ZM32 112H33V111H32ZM34 112H35V111H34ZM36 112H37V113H34V114H32V115L35 116V114H37V115L39 114V113H38L39 111H36ZM41 112H42V111H41ZM49 112H50V111H49ZM70 112H67V111H66L65 113L67 114V113H70ZM96 112H97V111H96ZM17 113L19 114V111H18ZM17 113H16V114H17ZM20 113H21V112H20ZM27 113H26V114H27ZM61 113H59V115H60ZM71 113H72V112H71ZM82 113H83V112H82ZM82 113H81L80 115H82ZM91 113H92L91 116H95V115H96V114L93 115V112H91ZM105 113H107V112H105ZM9 114H10V113H9ZM46 114L48 115V112H47ZM50 114H51V113H50ZM50 114H49V115H50ZM54 114H55V113H54ZM62 114H64V113H62ZM75 114H73V116H74ZM86 114H87V113H86ZM86 114H85V115H86ZM103 114H104V113H103ZM3 115H4V114H3ZM22 115H24V112H23ZM41 115H42V113H41ZM47 115H46V116H47ZM52 115H53V113L51 114V116H52ZM56 115H57V114H56ZM56 115H55V117H56ZM67 115H69V114H67ZM67 115H64V116H67ZM71 115H72V114H71ZM76 115H77V114H76ZM76 115H75L74 117L80 120L81 118H78L79 115H78L77 117H76ZM11 116H12V114H10V116H8V119H6V120H7L6 123L3 122L4 125H2V123L0 124V143H2V144L4 143V145H5L6 147H8V149H7L6 147H3V145H2V147H0V156H1V158H2L3 160L5 159V161H6V160L8 161V158L6 159V157H9V158H10V157H11V156H10L11 154H14L16 157H17V155H18V158H20L19 156H21V157H23V158H22V159L20 158V160H23V161H24V164H25V165H24L25 167H23V169H25L27 166H28L27 168L29 169V165H30V163L32 162V161H31L32 158L30 159V157H33V156L35 157V155L32 156V154H31V156H30V151H32L33 149L30 150V151L28 150L29 152L27 151V148L31 145V143L29 144V143L26 142V141L24 142V140H27V141H28L27 137H29V136H24V134H23L24 137H23V136L21 137V135H17L19 132H20V134H21V131H19V132H18V131L14 132L15 130H23V128H26L27 126H25L26 124H24L23 126H25V127H23L22 129H19V128H20L19 125H21V124H23V123H21V124L18 125V124H16V123H17L16 120L18 121L17 118H19V116H21V115H19V116L16 115L17 117L14 116V117H12V118H11ZM24 116L28 117L27 115H24ZM38 116H39V115H38ZM38 116H37V117H38ZM61 116H63V115H61ZM73 116H71V117H73ZM86 116H87V115H86ZM88 116H89V115H88ZM91 116H89V117L91 118ZM3 117H5V116H3ZM26 117H24V118H26ZM29 117H30V116H29ZM40 117H41V116H40ZM40 117H39V118H40ZM44 117H45V115H44ZM53 117H54V116H52V121H54V119H57V118L60 117V116H57V118H54V119H53ZM67 117H68V116H67ZM67 117H66V118H67ZM71 117H70V120H71ZM80 117H81V116H80ZM13 118H15L16 120H14ZM20 118H22V117H20ZM20 118H19V119H20ZM33 118H36V117H33ZM47 118H48V117H47ZM60 118H61V117H60ZM75 118H73V119H75ZM82 118L85 119L84 114H83V117H82ZM87 118H88V117H87ZM93 118L96 119L97 116H95V117H93ZM93 118H92V120H93ZM26 119H28V118H26ZM26 119H25V122H26ZM42 119H43V115H42ZM42 119H41V120H42ZM58 119H59V118H58ZM61 119H62V118H61ZM83 119H82V120H83ZM88 119H89V118H88ZM98 119H99V118H98ZM3 120H5V119H3ZM3 120H2V121H3ZM21 120H22V119H21ZM21 120H19V121L21 122ZM30 120H31V118H29L28 121L30 122ZM32 120H33V119H32ZM43 120L45 121V118H44ZM48 120H49V119H48ZM70 120H69V121H70ZM99 120H100V119H99ZM22 121H23V120H22ZM34 121L37 122V120H34ZM39 121H40V120H39ZM46 121H47V120H46ZM46 121H45L44 123H46ZM60 121H61V120H59V122H60ZM62 121H63V120H62ZM69 121H68V122H69ZM86 121H87V119H85V122H86ZM89 121H90V120H89ZM89 121H87V122L89 123ZM94 121L96 122V121H98V120H94ZM94 121H93V123H94ZM102 121H103V119H102ZM105 121H106V120H105ZM29 122L27 123V125L29 124ZM48 122H49V121H47V123H48ZM57 122H58V120H57ZM64 122H65V121H64ZM64 122H63V124H64ZM68 122L66 121V123H68ZM78 122H79V121H78ZM82 122H84V121L79 122L78 125H77L76 122H75L76 127L79 126L80 124H82ZM91 122H92V121H90V124H89V125H91ZM103 122H104V121H103ZM182 122H183V121H182ZM37 123H38V122H37ZM39 123H40V122H39ZM39 123H38V127H39L40 124H41V123H40V124H39ZM51 123H52V122L50 121L48 125H50ZM98 123L100 124V122H98ZM105 123H106V122H105ZM179 123H180V122H179ZM42 124H43V123H42ZM54 124H55V123H54ZM84 124H85V123H84ZM86 124H87V123H86ZM86 124H85V125L82 124V125H83L82 127H86ZM106 124H107V123H106ZM106 124H105V125L102 124V126H101V125H100V126L103 127V126H106ZM198 124H200V123H198ZM29 125L31 126L32 124L30 123ZM29 125H28V126H29ZM34 125H35V123H33V126H34ZM48 125H46V128H48ZM51 125H52V124H51ZM55 125H58V123L55 124ZM55 125H54V126H55ZM64 125H65V124H64ZM64 125H63V126H64ZM89 125H88V127H90V128H86L87 130H88V129H91V128L93 127V126H89ZM92 125H93V124H92ZM94 125H96V124L94 123ZM178 125H179V124H178ZM183 125H184V124H183ZM196 125H197V123H196ZM21 126H22V125H21ZM61 126H62V125H61ZM65 126H66V125H65ZM65 126H64V127H65ZM68 126H71V127H72V122H71V124L69 123ZM68 126H67V127H68ZM96 126H98V125H96ZM100 126H98V127L96 128V132H98V130H99L98 128H99ZM173 126H174V125H173ZM175 126H177V125H175ZM179 126H180V125H179ZM179 126L176 127V128H179ZM31 127H32V126H31ZM41 127H43V126H41ZM41 127H40V130H44L45 127H43V128H41ZM58 127H60V124H59ZM67 127H65V128H67ZM71 127H70V128H71ZM80 127H81V126H80ZM82 127H81V128H82ZM196 127H197V126H196ZM198 127H199V125H198ZM17 128H18V129H17ZM53 128H54V127H53ZM61 128H62V127H61ZM61 128H60V130L63 129V128H62V129H61ZM65 128H64V129H65ZM73 128L76 129L75 126H74ZM73 128H72V130H73ZM81 128L78 127L77 130H78V129L80 130ZM93 128H94V130H95V126H94ZM104 128H105V127H104ZM104 128H103V129L100 128V130H101V131H104ZM106 128H107V126H106ZM173 128H175V127H173ZM180 128H181V127H180ZM28 129H29V127H28ZM28 129H27V130H28ZM31 129H32V128H31ZM31 129H30V131H31ZM33 129H35V126H34ZM37 129H38V132H39V128H37ZM37 129H36V130H37ZM48 129H49V131H51L50 128H48ZM67 129H69V127H68ZM84 129H85V128H84ZM84 129H81V132H80V131H79V132H80V133H83V131H86V129H85V130H84ZM199 129H200V127H199ZM25 130H26V129H25ZM25 130H23V131H25ZM27 130H26V131H27ZM45 130L47 131V129H45ZM69 130H70V129H69ZM82 130H83V131H82ZM94 130H92V131H94ZM173 130H174V129H173ZM49 131H48V132H49ZM62 131H63V130H62ZM64 131H66V130H64ZM92 131H91V132L88 131L89 133L87 132L89 137L92 136V135H94ZM174 131H175V130H174ZM32 132H33V131H32ZM38 132H37V133H38ZM42 132H43V131H42ZM42 132H40V134H41ZM44 132H45V131H44ZM44 132H43V133H44ZM60 132H61V131H60ZM70 132L72 133L71 130H70ZM74 132H76V131H74ZM77 132H78V131H77ZM79 132H78V133H79ZM190 132H191V131H190ZM23 133H24V132H23ZM26 133L28 134V131H27ZM26 133H25V134H26ZM34 133H35V131H34ZM34 133H32V134L34 135ZM37 133H36V134H37ZM46 133H47V132H46ZM46 133H44V134H46ZM61 133H65V132H61ZM84 133L86 134V132H84ZM91 133H92V134H91ZM171 133H172V132H171ZM192 133H193V131H192ZM29 134H30V132H29ZM36 134H35V135H36ZM44 134H43V135H44ZM55 134H56V133H55ZM58 134H59V133H58ZM58 134H57V135H58ZM68 134H69V133H68ZM75 134H76V133H75ZM75 134H74V136H75ZM85 134H84V137H87V139H89V137H88V136H85ZM195 134H197V133L195 132ZM30 135H31V134H30ZM35 135H34V138H36ZM41 135H42V134H41ZM50 135H51V133H50ZM79 135H81V134H79ZM86 135H87V134H86ZM96 135H98V134H95V139H96ZM192 135H193V134H192ZM38 136L40 137L39 134H38ZM38 136H37V137H38ZM47 136H49V133L47 134ZM67 136H69L68 138L71 139V138H70V135H67ZM67 136H65V138H64V137L62 138V140L65 139L64 142H66ZM77 136H78V135H77ZM174 136H175V135H174ZM193 136H194V135H193ZM39 137H38V139L33 140V141H34V142H38V140L40 139ZM50 137H51V136H50ZM75 137H76V136H75ZM34 138H33V139H34ZM73 138H74V137H72V139H73ZM77 138H78V137H77ZM80 138H83L82 135H81ZM80 138H78L79 141H81ZM90 138H91V137H90ZM30 139H32V138H30ZM44 139H45V138H44ZM44 139H43V136H42V140L40 139V142L43 141ZM59 139H61L60 135H59ZM72 139H71V140H72ZM78 139H77V140H78ZM85 139H86V138H85ZM92 139H94V136H93ZM97 139H98V138H97ZM46 140H48V138H47ZM49 140H51V139H49ZM62 140H59L58 142H60V141H62ZM71 140H69V141H71ZM74 140H75V139H74ZM98 140H99V139H98ZM44 141H45V140H44ZM44 141H43V142H44ZM51 141H52V140H51ZM88 141H89V140H88ZM88 141H85V140H84V142H86V144H88V143H87ZM90 141H91V139H90ZM92 141H93V140H92ZM94 141H95V140H94ZM94 141H93V142H94ZM29 142H30V140H29ZM31 142H32V141H31ZM34 142H33V144H35ZM53 142H55V141H53ZM62 142H63V141H62ZM62 142H60V143H62ZM74 142H75V141H74ZM74 142H71V143H74ZM76 142H78V141H76ZM82 142H83V141H82ZM82 142H81V143H82ZM84 142H83V143H84ZM41 143H42V142H41ZM45 143H47V142H45ZM67 143H68V141H67ZM98 143H101V142L98 141ZM98 143H97V142H95V143H92V142H91V144H90V142H89V144L91 145V148H92V146H93V149H94V150H95L94 147H98V146H100V148H101V146L104 145V144H102V143L99 145ZM117 143H118V142H117ZM28 144H29V145H28ZM37 144L39 145L40 143H37ZM37 144H36V145H37ZM49 144H50V143H48L47 146H46V145H45V146L48 147ZM62 144H63V143H62ZM64 144H65V143H64ZM64 144H63V146H64ZM68 144L70 145V142H69ZM68 144H67V145H68ZM74 144H75V143H74ZM89 144H88V145H89ZM92 144H93V145H92ZM96 144H98V145L95 146ZM115 144H116V143H115ZM38 145L36 146L37 149H35V148H36L35 145H32V146H34V149H35L36 151L40 148ZM42 145H43V144H42ZM75 145H76V144H75ZM75 145H73V147H74ZM78 145H80V142H79V144L77 143V146H78ZM82 145H83V144H82ZM90 145H89V146H90ZM111 145H112V144H111ZM111 145H110L109 147H111ZM85 146H86V145H85ZM104 146H105V145H104ZM116 146H117V147H118V146L121 147V146H123V145H122V143H121V145H120V144H119V145L117 144ZM116 146H114V149H116ZM43 147H44V146H43ZM50 147H51V146H50ZM53 147H54V146H53ZM58 147H59V146H58ZM60 147H61V146H60ZM65 147H66V146H65ZM65 147H64V148H65ZM73 147L70 146V149L72 148V151H70V150H68V151H70V152L76 151L75 148H77V147H76V146H75L74 148H73ZM79 147H80V146H79ZM82 147H83V146H81L80 148H82ZM102 147H103V146H102ZM119 147H118V148H119ZM29 148L31 149V148H33V147H29ZM29 148H28V149H29ZM44 148H45V147H44ZM48 148H49V147H48ZM48 148H47V149L45 148L46 151H45V149H44V152L47 153V152H49L48 150L51 151V149H50V148L48 149ZM64 148H63V149H64ZM88 148H90V147H88ZM192 148H193V147H192ZM41 149H42V148H41ZM53 149H54V148H53ZM55 149L58 150V149H60V148H56V146H55ZM63 149H60L59 152H62L61 150H63ZM73 149H75V150H73ZM77 149H78V148H77ZM84 149H86V147H84ZM84 149H81V151L84 150ZM114 149H113V150H114ZM119 149H120V148H119ZM119 149H117V150L120 151ZM122 149H123V148H122ZM35 150H33V151L35 152ZM86 150H87V149H86ZM117 150H116V151H117ZM53 151H55V150H53ZM53 151H51V152H53ZM68 151H66V149H65V151H63V153H64V152H68ZM91 151H92V150H91ZM114 151H115V150H114ZM189 151H190V150H189ZM39 152H40V149H39ZM39 152H38V154H39ZM42 152H43V150H41L40 154H41V155H44V154H45L46 157L48 156L47 161L49 160V161L53 162L52 164H54V162H55L56 160L54 161L53 158H52V156H51V157L49 156L50 154L47 155L46 153L43 152V153H44V154H43ZM51 152H50V153H51ZM76 152H77V151H76ZM78 152H80L79 149H78ZM89 152H90V151H88V154H90ZM36 153H37V152H35V154H36ZM74 153H75V152H74ZM80 153H81V152H80ZM84 153H85V150H84ZM84 153H83V155H84ZM86 153H87V151H86ZM16 154H17V155H16ZM33 154H34V153H33ZM38 154H37V155H38ZM60 154H61V153H60ZM65 154H66V153H65ZM75 154H76V153H75ZM37 155H36V158H38L37 160L43 158V156H41V157H37ZM45 155H44V158H45ZM51 155H53V154H51ZM55 155H56V154H55ZM58 155H59V154H58ZM70 155H74V154H70ZM70 155H69V153L67 154V156H70ZM81 155H82V153H81ZM83 155L80 157L81 159H82V157H83V158L86 157L85 155H87V154H85L84 156H83ZM38 156H40V155H38ZM56 156H57V155H56ZM56 156H54V157H56ZM65 156H66V155H65ZM88 156H89V155H87L86 158H89ZM16 157H15V158H16ZM59 157H61V156H59ZM59 157H56V159L59 158ZM63 157H64V156H63ZM63 157L61 158L62 160H64ZM71 157H73V156H70V158H71ZM74 157H75V156H74ZM74 157H73V160H74ZM76 157H78V155H77ZM18 158H16V159H18ZM49 158H50L51 160H50ZM2 159L0 160L1 162L3 161ZM10 159L12 160L13 158H10ZM34 159H35V158H34ZM54 159H55V158H54ZM78 159H79V158H78ZM42 160H43V159H42ZM44 160H46V159H44ZM62 160H61V161H62ZM5 161H3V162H5ZM15 161H16V160H14V162H15ZM34 161H36V160H34ZM34 161L32 162L33 164H31V165H33V167L36 166V163H37V162H36V163L34 164ZM47 161H45V162H47ZM75 161H76V160H75ZM84 161H85V162H84ZM84 161H81V160H80V162L86 163V160H85V159H84ZM10 162H11V161H10ZM10 162H9V163H10ZM17 162H20V161L17 160ZM40 162H41V161L39 160V164H40V165H39V166L37 165L36 167L39 168L41 165H42V166L45 165V164H43L44 161H42V164H41ZM51 162H50V163H51ZM57 162H58V160H57ZM9 163H8V162H7V163H2V166L0 165V166H1V167H0V171H2V172L6 171V170H7V167H5L4 164H8V165H10ZM48 163H49V162H48ZM58 163H59V165H60V162H58ZM19 164H20V163H19ZM21 164H23V163H21ZM21 164H20V165H21ZM37 164H38V163H37ZM64 164H65V163H64ZM89 164H90V163H88L87 165H89ZM8 165H7V166H8ZM12 165H14V164H11L10 168L12 167ZM26 165H27V166H26ZM46 165H47V166H45V167H48L47 169H50V168H49L50 166H48V164H46ZM49 165H50V164H49ZM62 165H63V164H61V166H62ZM85 165H86V164H85ZM87 165H86V166H87ZM3 166L6 168L5 170H4V167H3ZM18 166H19V165H18ZM21 166H22V165H21ZM64 166H65V165H64ZM89 166H90V165H89ZM93 166H95V165H93ZM93 166H92V167H93ZM2 167H3V170H4V171L2 170ZM15 167H16V166L14 165L13 168H11V169L14 170ZM19 167H20V166H19ZM62 167H63V166H62ZM82 167H83V165H82ZM92 167H91V169H92ZM95 167H96V166H95ZM8 168H9V167H8ZM21 168H22V167H21ZM38 168H36V169L38 170ZM41 168H43V170H42V172H41L42 174H43V171H45L44 174H43V178H45V177L47 176V175L44 176L45 174L51 173V172H49V171H51V170H48V173H46L45 168H44V167H41ZM86 168H88V167H86ZM30 169H31V168H30ZM39 169H40V168H39ZM80 169H81V171H82L81 173L83 174V170H84L85 168H84L83 170H82V168H80ZM91 169H89V170L91 171ZM8 170H10V169H8ZM19 170H22V169H19V168H18V173H19ZM32 170H33V169H32ZM37 170H36V171H37ZM40 170H41V169H40ZM89 170H88V171H89ZM93 170H94V172H95V169H93ZM10 171H12V170H10ZM14 171L16 172L17 170H14ZM23 171H25V170H23ZM27 171H28V170H26V171L24 172V175H23V172H22V175H21L20 173H19V174H18L17 172H16V173H17L18 175H21L22 177L25 176V177H27V178L29 177V176H28L29 174H30V177L33 176V173H32V175H31V173H29V172H28V174H27V176H26V172H27ZM36 171H35V172H36ZM79 171H80V170H79ZM85 171H86V169H85ZM85 171H84V174H85V175H88V174H89L88 176H89L90 178L93 179V174H92L91 172L88 173V172L86 171V172L88 173V174H87V173H85ZM20 172H21V171H20ZM30 172H31V170H30ZM5 173H6V172H5ZM12 173H13V171H12ZM12 173L9 172V174H11V175H12ZM78 173H79V172H78ZM1 174H2V173L0 172V179H1L2 181H3V179L6 180V177H7L8 179L10 178V177L8 176V175H9V174H8V171H7V173H6V174H7L6 177L4 176V174H3V175H1ZM17 174H16V175H17ZM34 174H36V176L38 175V173H34ZM39 174H40V173H39ZM73 174H74V172L72 173V175H73ZM84 174H83L82 176H85ZM90 174H91V175H90ZM11 175H10V176H11ZM49 175H51V178H54V177H55V175L53 174V172H52L51 174H49ZM49 175H48V177H49ZM52 175H53V177H52ZM72 175H70V177L73 178L74 175H73V176H72ZM2 176H4V178H3ZM14 176H15V175H14ZM39 176H40V175H39ZM41 176H42V175H41ZM56 176H57V175H56ZM77 176H80V175H77ZM1 177H2V178H1ZM16 177L18 178L19 176H16ZM25 177H23V178H25ZM34 177H35V176H34ZM85 177H87V176H85ZM85 177H84V178H85ZM14 178H15V177H14ZM23 178H22V179H23ZM32 178H33V177H32ZM32 178H31V182L33 181L32 184L35 182V183H37V184L35 185V183H34V185L37 186V185H38V182H36V180H35L34 178H33V179H34L35 181L32 180ZM55 178H57V177H55ZM59 178H60V177H59ZM59 178H58V179H59ZM72 178H71V179H72ZM75 178H77V177L75 176ZM78 178H79V177H78ZM81 178H83V177H80L79 179H77V180H78L77 182H79V180H80ZM20 179H21V178H20ZM25 179H26V178H25ZM28 179H29V178H28ZM36 179H37V177H36ZM38 179H40V178L38 177ZM38 179H37V180H38ZM45 179H46V178H45ZM65 179H66V178H65ZM65 179L63 178L64 181H65ZM71 179H67L68 183H69V181H70ZM73 179H74V178H73ZM85 179H87V178H85ZM92 179H90V180H92ZM15 180H16V179H15ZM29 180H30V179H29ZM49 180H50V178H49ZM59 180L61 181L62 178L59 179ZM74 180H76V179H74ZM81 180L83 181V179H81ZM2 181H1V182H2ZM8 181H10V182H7L8 184L11 183V182L14 183V181H13V177H12L11 180L9 179ZM17 181H18V179H17ZM20 181H22V180H20ZM23 181H24V179H23ZM39 181L41 182L42 179L39 180ZM43 181H44V180H43ZM55 181H57V180H55ZM60 181H58V182L61 183ZM86 181H87V180H85V182H86ZM1 182H0V183H1ZM4 182H5V181H4ZM15 182H16V181H15ZM45 182H46V181H45ZM71 182H72V181H71ZM74 182H76V181H74ZM85 182H81V181H80V183H81V184L79 183L80 187H82V186H86V185H82V184H85ZM88 182H89V181H87L86 184H89ZM91 182H92V181H91ZM252 182H253V181H252ZM19 183H20V182H19ZM28 183H30V182H28ZM28 183H27V185H29V186L32 187V184L30 185V184H28ZM51 183H52V182H51ZM54 183H55V182H54ZM63 183H64V182H63ZM72 183H73V182H72ZM258 183H259V182H258ZM1 184H3V183H1ZM8 184H7V185H8ZM16 184H17V183H16ZM22 184H23V183H22ZM25 184H26V182H24V185H25ZM39 184H40V183H39ZM47 184H49V183H47ZM57 184H58V183H56L55 185H57ZM61 184H62V183H61ZM64 184H67V182L64 183ZM73 184H75V183H73ZM76 184H78V183H76ZM19 185H20L21 187L23 186V185H21V183H20ZM19 185H18V186H19ZM27 185H26V186H27ZM62 185H63V184H62ZM67 185H68V184H67ZM79 185H77V187H79ZM89 185H90V184H89ZM89 185H87L88 188H89ZM91 185H92V183H91ZM91 185H90V186H91ZM12 186H13V185H12ZM12 186L10 185V187H8V189H5V188H3V186L0 185V235H1V237H2V234H3L4 232L7 234L8 231L12 230L13 227H14L15 229L18 228V229L16 230V232L20 233V236H22V237H20V238H22V239H20V241H21V240H22V241H21L20 246H18V245H19V243L17 242V241H18V238H16L17 241L13 239V240L16 241L17 244H18V245L16 244L18 247H15L16 245L13 247V245H14L15 243L13 242V244H11L12 242L9 240V241H10L9 245L11 244L12 246H11V245H10V246H11L12 248H18V250L15 251L16 253H14V251L11 252L12 250L9 249L10 246L6 245V246H5L6 249H9V250H5V251H4V247H3V249H2L3 251H0V264H60L59 261L57 260V256L60 258V257H61V256H60L61 254H59L58 251H60V252L62 253V251H61L60 249H61L64 245L61 244V245H62V247H61V246H59L60 243H61L60 241H59L60 243L57 244L58 242H54L55 239L53 240V242H54V245H52L53 247H54L55 245H57L56 247H61L59 250L56 248V250H57V252H58V254H59V255H57V254H56V253H57L56 250L54 251L53 249H50V246H51V245L49 246V242H50V244H51V243L53 244V242L51 241V238H50V241H48V240H49V237H47V236H46L47 238H45L44 236L41 237V233H42V231H43L42 229L45 227V224H49V222H50V224H51V222H52L53 220H55V218L58 217L57 215L55 216L54 214H53L54 216H53V215H50V214H51V212H50L51 210L48 211L49 209L52 208L51 206L56 205V204L58 205V203H55L56 201L53 202V201L51 200V201L53 202V203H52L53 205H52V204L49 202V201H50V200H49L48 202L46 201L45 204H42L41 207H39V206H37V205L34 204V201H35L36 199H35V196L33 195V194H34V192H32L33 190H32V191L30 190L33 194H32L31 192H29L28 194L26 193L28 189H31V188H28L29 186L23 188V189L28 188L27 190H25L26 192H25L24 190H22V189H21V191H24V192H21V191H19L18 188H17L18 190H16V188H15V189H11ZM42 186H43V185H42ZM46 186H47V185H46ZM50 186H51V185H50ZM60 186H61V185L59 184V187H60ZM72 186H75V188H76V185H72ZM87 186L85 187L86 189H87ZM257 186H258V185H257ZM5 187H7L6 184H5ZM15 187H17V186L15 185ZM23 187H24V186H23ZM43 187H44V186H43ZM53 187H54V186H53ZM68 187H69V185H68ZM68 187L66 186L65 189L68 190ZM70 187H71V184H70ZM70 187H69V188H70ZM92 187H93V186H92ZM92 187H90V188H92ZM32 188L37 189L36 187H32ZM41 188H42V187L39 186V189H41ZM45 188H46V187H45ZM49 188H50V187H49ZM71 188H72V187H71ZM71 188H70V189H71ZM75 188H74V189H75ZM82 188H83V187H82ZM39 189H38V190H39ZM56 189H57V186H56ZM60 189H62V187H60ZM63 189H64V186H63ZM70 189H69V190H70ZM72 189H73V188H72ZM72 189H71V191H72ZM76 189H78V188H76ZM79 189H81V188H79ZM58 190H59V188H58ZM84 190H85V189H84ZM84 190H83V193H85ZM89 190H90V192H89ZM89 190H87V191H88V193H87L88 195H89V193H91V190H92V189H89ZM162 190H163V189H162ZM257 190H258V189H257ZM28 191H29V190H28ZM42 191H43V190H42ZM37 192H38V191H37ZM40 192H41V191H40ZM54 192H55V191H53L52 194H53ZM60 192H61V191H60ZM64 192H65V190H64ZM74 192H75V191H74ZM77 192H78V191H77ZM81 192H82V190H81ZM81 192H80V196H81ZM92 192H93V191H92ZM255 192H256V191H255ZM21 193H23V194H21ZM24 193H25L26 195H25ZM30 193H31V194H30ZM50 193H51V192H50ZM57 193H59V191H57ZM68 193H69V194H68ZM68 193H66V194H68V196H69V195H70V191H69ZM261 193H262V192H261ZM35 194H36V190H35ZM37 194H38V193H37ZM64 194H65V193H64ZM66 194H65V195H66ZM71 194H73V191H72ZM74 194H77V195H78V193H76V192H75ZM74 194H73V195H74ZM87 194H86V195H87ZM56 195H59V194H56ZM56 195H53V197L56 196ZM65 195H64V196H65ZM73 195H72V196H73ZM90 195H91V194H90ZM90 195H89V196H90ZM37 196H38V195H37ZM39 196H40V195H39ZM51 196H52V195H51ZM68 196H65V197L68 198ZM84 196H85V195H84ZM84 196H81V198H83V200H84ZM60 197H61V196H59V198H60ZM62 197H63V196H62ZM69 197H70V196H69ZM74 197H75V196H74ZM78 197H79V196H78ZM78 197H76V198H78ZM85 197H86V196H85ZM90 197H91V196H90ZM48 198H49V196H48ZM70 198H71V197H70ZM87 198H88V197H87ZM37 199H38V198H37ZM60 199L62 200V198H60ZM60 199H59V201H60ZM64 199H65V198H64ZM64 199H63V200H64ZM74 199H75V198H74ZM89 199H90V198H89ZM89 199H87V200H89ZM54 200H56V198H55ZM76 200L79 201L78 199H76ZM76 200H75V201H76ZM87 200H86V198H85V201H87ZM36 201H37V200H36ZM38 201H39V200H38ZM59 201L57 200V202H59ZM64 201H65V200H64ZM64 201H63V202H64ZM73 201H74V200H73ZM73 201L70 200L71 203H72ZM75 201H74V202H75ZM77 201H76V202H77ZM85 201H84V202H85ZM67 202H68V201H67ZM70 202H69V203H70ZM81 202H82V201H81ZM91 202H93V201H91ZM263 202H264V201H263ZM54 203H55V204H54ZM64 203H65V204H64ZM64 203H63V205H66V204H67L66 201H65ZM69 203H68V204H69ZM78 203H79V202H78ZM85 203H86V202H85ZM59 204H60V203H59ZM87 204L89 205V203H87ZM263 204H264V203H263ZM43 205H44V206H43ZM70 205H71V204L67 205L68 207H67L66 209L69 208V210H70L71 207L76 208V207H74V206H71V207H70ZM72 205H75V203H73ZM82 205L84 206V204H82ZM93 205H94V204H93ZM93 205H92V206H93ZM60 206H61V207L59 208V205H58V208H59V209L62 208V204H61ZM76 206H77V205H76ZM80 206H81V205H80ZM80 206H79V207H80ZM92 206H91V204L89 205V207H92ZM50 207H51V208H50ZM55 207H56V206H55ZM79 207L77 206V209H79ZM84 207H85V206H84ZM84 207H83V208H84ZM93 207H94V206H93ZM93 207H92V209H93ZM63 208H64V206H63ZM73 208H72V209H73ZM52 209H53V208H52ZM66 209H65V210H66ZM87 209H88V208L86 207V211L84 210L85 212H83L84 214H83L82 211H81V213H82L81 215H82V216L85 215V213L87 212ZM89 209H90V208H89ZM61 210H62V209H61ZM63 210H64V209H63ZM69 210H68V211H69ZM75 210H76V209H75ZM81 210H82V209H81ZM90 210H91V209H90ZM90 210H89L88 212H90ZM93 210H94V209H93ZM121 210H122V212L124 213L123 209H121ZM54 211H58V209L56 208V209H54ZM70 211H71V210H70ZM70 211H69V212H70ZM76 211H77V210H76ZM49 212H50V214H49ZM64 212H65V211H64ZM64 212H61V213H64ZM69 212H67V214H65V213H66V212H65L64 215L67 216V217H69V216H68ZM73 212H74V209H73L72 213H71V212H70V213H71V214H75V213H73ZM122 212H120V214H121ZM125 212H126V211H125ZM57 213H58V212H57ZM92 213H93V212H92ZM123 213H122V214H123ZM77 214H78V215L80 214V211H79V210L77 211ZM94 214H95V213H94ZM94 214H93V215H94ZM86 215H88V217H89L91 214L89 215V214L87 213ZM59 216H60V215H59ZM61 216H63V215L61 214ZM71 216H73V215H71ZM71 216H70V218H71ZM75 216H76V215H74L73 217L75 218ZM82 216L79 215L78 218H79V217H81V219H83L84 217L87 218V216H84V217H82ZM73 217H72V219H73ZM90 217H91V218H88V219H90V221H91V219H92V215H91ZM95 217H96V216H95ZM95 217L93 216V218H95ZM62 218H63V217H61V219H62ZM65 218H66V217H65ZM65 218H64V219H65ZM78 218H77L76 220H78ZM96 218H97V217H96ZM254 218H255V217H254ZM61 219H59V220H61ZM64 219H63V220H64ZM68 219H69V218H68ZM68 219H67V220H68ZM81 219H79V220L82 221ZM257 219H258V218H257ZM257 219H254V220H257ZM260 219H261V218H260ZM56 220H58V218H57ZM56 220H55V222L53 221L54 223H53L52 225H54L55 223H57ZM69 220H71V219H69ZM83 220H85L86 222L89 221V220H87V219H83ZM262 220H263V219H262ZM61 221H62V220H61ZM61 221H60V223L64 222V221H62V222H61ZM80 221H79V222H80ZM85 221H84L83 223H85ZM193 221H194V220H193ZM58 222H59V221H58ZM71 222H72V220H71ZM71 222L69 221V222H68L69 224H66V225H69V226H70L71 224L75 225L73 222H76V221H74V219H73V222H72V223H71ZM198 222H199V221H198ZM257 222H258V221H257ZM260 222H261V221L259 220V223H260ZM65 223H66V222H65ZM70 223H71V224H70ZM80 223L83 224L82 222H80ZM80 223H78V225H79ZM163 223H164V222H163ZM179 223H181V222H179ZM182 223H183V222H182ZM182 223H181V224H182ZM186 223H187V222H186ZM192 223H193V222H192ZM86 224H87V223H85V225H86ZM89 224L91 225L92 222H91V223L89 222ZM89 224H88V226L91 227ZM167 224H168V223H167ZM175 224H177V225L179 226L178 223L175 222ZM188 224H189V223H188ZM190 224H191V223H190ZM199 224H200V222H199ZM207 224H208V223H207ZM263 224H264V222H263ZM52 225H51V229L55 231V229L52 228V227H53ZM56 225H58V224H56ZM56 225H55V226H56ZM73 225H71V226H73ZM76 225H77V222H76ZM78 225H77V228H78ZM168 225L171 226L172 223H171V225H170V223H169ZM183 225H184V224H183ZM204 225H205V224H204ZM209 225H210V223H209ZM211 225H212V224H211ZM214 225H215V224H214ZM49 226H50V225H49ZM58 226H59V225H58ZM62 226H63V225H62ZM69 226H67V227H69ZM71 226H70V227H71ZM81 226L84 227V225H81ZM81 226H79V227H81ZM88 226H87V228H88ZM163 226H164V225H163ZM165 226H166V225H165ZM169 226H166V228L169 227ZM173 226H174V225H172V227H173ZM188 226H189V225H188ZM194 226L199 227L200 225H196V224H195ZM201 226H202V225H201ZM63 227L65 228V226H63ZM74 227H75V228H74V231H75L74 233H75L76 235H78V232H79V231H77L78 229L75 230V229H76V226H74ZM174 227H175V226H174ZM190 227H191V226H189L188 228H190ZM212 227H213V225H212ZM215 227H217V226H214V228H215ZM223 227H224V226H223ZM14 228H13V229H14ZM41 228H42V229H41ZM47 228H48V226H47L45 229H47ZM59 228H60V226L58 227V229H59ZM64 228H62V229H64ZM71 228H72V227H71ZM87 228H85V229H87ZM220 228H221V227H220ZM241 228H242V227H241ZM245 228H246V230H245ZM245 228L242 229V230H244V231H248V230H247V227H245ZM15 229H14V230H15ZM48 229H49V228H48ZM56 229H57V228H56ZM58 229H57V231H58ZM60 229H61V228H60ZM60 229H59V231H60ZM69 229H70V228H68V231H69ZM85 229H82V231L85 230ZM88 229H90V228H88ZM167 229H168V228H167ZM167 229H166V230H167ZM260 229H261V228H260ZM166 230H165V231H166ZM223 230H225V232H227L228 230H230V233H231V231L234 230V228H232V226H231V227H228V230H227V228H226V229L224 228ZM226 230H227V231H226ZM235 230H236V229H235ZM242 230H241V231H242ZM12 231H13V230H12ZM44 231H45V230H44ZM44 231H43V235H44V233H45ZM62 231H63V230H62ZM62 231H60V232H62ZM64 231H65V230H64ZM66 231H67V229H66ZM87 231H88V230H87ZM87 231H85V232H87ZM170 231H172V230H170ZM238 231H239V228H238V230H236V232H238ZM249 231L252 232L253 230H249ZM46 232H47V231H46ZM48 232H49V231H48ZM50 232H51V231H50ZM60 232H59V238H62V237H60V236H61V235H60ZM85 232H84V233H85ZM168 232H169V231H168ZM228 232H229V231H228ZM260 232H261V231H260ZM10 233H11V231H10ZM13 233H15V231H14ZM53 233H54V232H52L51 235H53ZM63 233H64V234H67L68 232H67V233H66V232H63ZM63 233H62V234H63ZM70 233H73V232L70 231ZM81 233H82V232H81ZM254 233H255V231H254ZM258 233H259V232H258ZM261 233H262V232H261ZM261 233H260V234H261ZM6 234H5V236L7 237L8 234H7V235H6ZM37 234H40V235L38 236V237H39V241H37L36 244H35V242H34L33 240H31L28 236L32 237V236L37 235ZM45 234H46V233H45ZM49 234H50V233H49ZM56 234H57V233H56ZM85 234H88V232L85 233ZM262 234L264 235V233H262ZM262 234H261V235H262ZM3 235H4V234H3ZM57 235H58V234H57ZM67 235H68V234H67ZM69 235H71V234H69ZM76 235H75V237H76ZM83 235H84V234H83ZM83 235H82V236H83ZM255 235H256V233L253 235V237H254ZM263 235H262V236H263ZM8 236L11 237L10 234H9ZM13 236H15V234H14ZM48 236H49V235H48ZM64 236H66V235H64ZM64 236H63V238L65 239ZM72 236H73V235H72ZM1 237H0V245L3 246V245H2V244L4 243L3 240H5L6 237H5L3 240L1 239ZM18 237H19V236H18ZM40 237H41V238H40ZM75 237H74V238H75ZM244 237H245V236H244ZM258 237H259V235H257V237L255 236V238H258ZM36 238H37V236H36ZM54 238H55V236H54ZM63 238H62V239H63ZM72 238H73V237H72ZM72 238L69 237L67 241H70V239H71V241H72ZM74 238H73V240H74ZM78 238H79V236H78ZM262 238L264 239V236L261 237L260 239H262ZM7 239H8V238H7ZM7 239H6V240H7ZM11 239H12V237H11ZM64 239H63V240H64ZM66 239H67V238H66ZM66 239H65V240H66ZM76 239H77V238H75V240H76ZM258 239H259V238H258ZM13 240H12V241H13ZM35 240H36V239H35ZM56 240H57V236H56ZM56 240H55V241H56ZM63 240H62V241H63ZM57 241H58V240H57ZM71 241H70V245H69V247L72 246V247H71V248H73V249H72V250H73L72 252H73V253H74V252L77 253L76 249H75V251H74V248L78 247V245H77V246L74 245V246H75V247H74L72 243H74L75 241H73L72 243H71ZM78 241H79V240H78ZM262 241H264V240H262ZM6 242H7V241H6ZM63 242H64V241H63ZM63 242H62V243H63ZM76 242H77V241H76ZM37 243H38V244H37ZM65 243L68 244V242H66V241H65ZM65 243H64V244H65ZM78 243H79V242H78ZM5 244H6V243H5ZM5 244H4V245H5ZM74 244H75V243H74ZM79 245H80V244H79ZM1 246H0V248H1ZM52 246H51V247H52ZM7 247H8V248H7ZM64 247H65V246H64ZM44 248H47V250H46V251H43ZM65 249H67V248L65 247L64 250H65ZM0 250H1V249H0ZM14 250H15V249H14ZM44 250H45V249H44ZM62 250H63V249H62ZM77 250H78V249H77ZM79 250H80V249H79ZM81 250H82V249H81ZM81 250L78 251V252H81ZM66 251H67V250H65V252L63 251L64 254H66ZM68 251H71V250H68ZM82 251H83V250H82ZM43 252H44V253H43ZM88 252H89V253H88ZM88 252H85V254L88 253V254L90 255V252H91V251H88ZM81 253H82V252H81ZM81 253H79V255H83V254H81ZM83 253H84V252H83ZM91 253H93V252H91ZM68 254H69V253H68ZM71 254H72V253L70 252L69 255H71ZM85 254L83 255L84 257H85ZM88 254H86V255H88ZM69 255H68V256H69ZM91 255H92V254H91ZM91 255L89 256V259H90ZM64 256H65V255H64ZM68 256H67V254H66L67 259H68ZM83 256L81 257V256H78V254H77V255L75 254V257H74V254H73V256H72L73 258H72L71 260H74L75 264H76V263H77V264H84V263L86 262V260H85L84 263H83V259H84ZM92 256H93V255H92ZM94 256H96L95 253H94ZM94 256H93V257H94ZM98 256H99V255H98ZM98 256H97V257H98ZM62 257H63V253H62ZM62 257H61V258H62ZM69 257H70V256H69ZM61 258H60L59 260H60V261L62 260V261L64 262V259H61ZM63 258H64V257H63ZM74 258H75V259H74ZM85 258L87 259L88 256L85 257ZM98 258H99V257H98ZM76 259H77V260H76ZM89 259H87V264H90V263L88 262ZM93 259H94L95 261L97 260V261L95 262L96 264H99V263H100V261H98V259H95V257H94ZM93 259H92V261H94ZM100 260H101V258H100ZM102 260H103V259H102ZM69 261H70V259H69ZM69 261H68V263H69ZM92 261H91V259H90L91 264L94 263V262H92ZM66 262H67V260H65V263H66ZM71 262L73 263V261H71ZM71 262H70V263H71ZM98 262H99V263H98ZM105 262L107 263V261H105ZM61 263H62V262H61ZM65 263H63V264H65ZM68 263H66V264H68ZM103 263H104V262H103ZM103 263H102V264H103ZM108 263H109V262H108ZM108 263H107V264H108ZM104 264H105V263H104ZM109 264H110V263H109ZM111 264H112V263H111Z\"/></svg>",
  "mask_w": 264,
  "mask_h": 264
}]
</instances>
